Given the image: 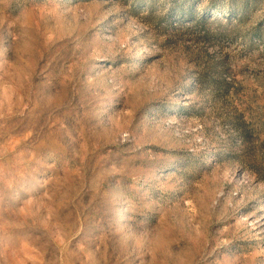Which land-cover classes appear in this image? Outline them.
I'll list each match as a JSON object with an SVG mask.
<instances>
[{"label": "rangeland", "instance_id": "374dc122", "mask_svg": "<svg viewBox=\"0 0 264 264\" xmlns=\"http://www.w3.org/2000/svg\"><path fill=\"white\" fill-rule=\"evenodd\" d=\"M0 264H264V0H0Z\"/></svg>", "mask_w": 264, "mask_h": 264}, {"label": "trees", "instance_id": "16d2710c", "mask_svg": "<svg viewBox=\"0 0 264 264\" xmlns=\"http://www.w3.org/2000/svg\"><path fill=\"white\" fill-rule=\"evenodd\" d=\"M191 13V12H190ZM189 14H184V16L183 17H186V16H188Z\"/></svg>", "mask_w": 264, "mask_h": 264}]
</instances>
